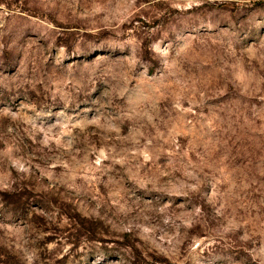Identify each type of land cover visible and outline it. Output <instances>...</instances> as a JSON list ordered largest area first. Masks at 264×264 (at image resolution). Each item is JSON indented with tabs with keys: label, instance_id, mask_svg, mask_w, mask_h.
I'll list each match as a JSON object with an SVG mask.
<instances>
[{
	"label": "rangeland",
	"instance_id": "obj_1",
	"mask_svg": "<svg viewBox=\"0 0 264 264\" xmlns=\"http://www.w3.org/2000/svg\"><path fill=\"white\" fill-rule=\"evenodd\" d=\"M0 264H264V0H0Z\"/></svg>",
	"mask_w": 264,
	"mask_h": 264
}]
</instances>
